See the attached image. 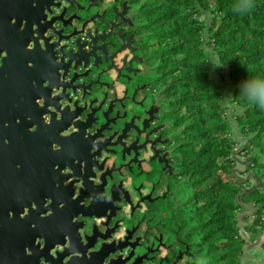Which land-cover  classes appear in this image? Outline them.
I'll use <instances>...</instances> for the list:
<instances>
[{
	"label": "water",
	"instance_id": "water-1",
	"mask_svg": "<svg viewBox=\"0 0 264 264\" xmlns=\"http://www.w3.org/2000/svg\"><path fill=\"white\" fill-rule=\"evenodd\" d=\"M87 1L90 6L96 3ZM75 7L86 8L80 0H0V102L8 108L9 121L7 126L2 124V129L11 141L18 133L41 135L45 127L47 148L51 149L56 142L59 148L53 152L60 156V165L54 169L59 176L58 196H48L46 207L37 177L41 170L15 169L31 177L32 196H24L19 203L21 212L28 208L24 216L16 212L10 219L7 212L4 217L0 214V264H110L104 258L116 241L105 243L112 238L108 221L119 208L116 202L122 198L117 195L120 187L115 184V167L105 166L104 162L118 152L116 147H122L124 157L131 153L133 143L127 145L122 139L130 131V123L125 120L126 113L111 118L113 101L108 109H103L108 93L97 108L93 107L96 98L88 105L77 104L72 109L63 103L70 101L72 94L92 95L93 86L102 84V73L119 71L115 57L124 54L126 46L123 34L114 31L116 21L93 17L76 25L75 21H82V17L77 13L70 15ZM122 61L127 63L128 54ZM95 71H99V78L90 80ZM38 101H43L41 107ZM97 112L100 116L95 115ZM45 113L50 117L47 123L43 122ZM122 125V135L114 140L116 128ZM70 126L74 131L60 136ZM23 142L9 152L10 156L23 149ZM50 158L53 157H48L50 166L46 170L53 174L54 160ZM85 199L89 200L87 206L82 204ZM242 205L244 210L237 219L240 233L248 241L244 226L253 218H244L252 216L255 207L249 203ZM67 210L70 212L65 214ZM42 212L49 213L41 216ZM104 217L106 221L100 224L105 229L98 234L96 222L84 221ZM79 228L86 229L82 241ZM97 238L104 242L98 250L89 251L88 257L86 252L95 248ZM127 240L129 236L121 243Z\"/></svg>",
	"mask_w": 264,
	"mask_h": 264
},
{
	"label": "trees",
	"instance_id": "trees-1",
	"mask_svg": "<svg viewBox=\"0 0 264 264\" xmlns=\"http://www.w3.org/2000/svg\"><path fill=\"white\" fill-rule=\"evenodd\" d=\"M234 3L146 0L139 12L151 32L147 55L158 62V82L174 108L170 115L179 131L175 139L181 140L180 170L190 176L191 233L202 231L206 264H245L247 240L237 219L243 203L255 207L244 219L253 218L244 231L256 232L255 236L264 231V110L239 95L247 77L264 79V0H254L255 8L243 15L232 11ZM209 51L224 62L217 68L221 79L213 74ZM226 90H232L229 104ZM231 115L247 139L242 151L251 153L248 170L256 185L248 190L252 180L234 169L238 142L232 135Z\"/></svg>",
	"mask_w": 264,
	"mask_h": 264
},
{
	"label": "flooded vegetation",
	"instance_id": "flooded-vegetation-1",
	"mask_svg": "<svg viewBox=\"0 0 264 264\" xmlns=\"http://www.w3.org/2000/svg\"><path fill=\"white\" fill-rule=\"evenodd\" d=\"M80 2L86 8L79 10L75 7L70 13V15L77 13L82 17V21H75L76 25L93 17L116 21L114 26H117L114 31L123 34V43L126 46L125 53L115 57V65H118L119 71L112 69L108 73H102L100 76L102 84L93 86L92 95L84 97L82 92L72 94L71 100L63 103V106L68 105L72 109L77 104L88 105L96 98L93 107L97 108L108 93L103 109H108L113 101L111 118L126 113L125 120L130 123V131H126L122 139L125 138L127 145L133 143L131 153H126L124 157L122 147H116L118 152L110 155L104 162L105 166L115 167L113 172L115 184L120 190L124 189L117 190V195L122 200L116 202L119 208L108 221L112 238L105 242L108 244L115 240L112 249L118 250L112 252L111 249L104 262L200 264L202 231L191 233L194 224L190 223L189 214L190 176H184L180 170L182 151L178 150V147L181 140L175 139L179 131L175 129L173 117L170 115L174 108L170 98L165 95V86L158 82L160 74L157 68L158 62L147 55L146 44L149 42L151 32L145 26L146 21L139 17L142 3L140 0H96L95 5L90 6V1L80 0ZM116 14L119 15L117 20H115ZM155 41V38H151L150 42ZM154 47L156 46L151 45L152 49ZM126 54L128 61L124 65L122 60ZM99 71H95L90 80L98 79ZM21 99L24 100V97ZM38 102L41 107L43 101ZM7 110L5 103L0 102V214L4 217L7 212V217L11 219L16 212L21 216L28 212V208L23 206L24 212H21L19 207L24 196H32L29 188L32 183L31 177H25L23 175L25 173L17 172L15 169L28 167L32 171L36 168L41 170L37 177L42 186L41 195L46 207L49 203L48 196L54 194L58 196L59 176L54 169H58L60 165V156H55L53 152L59 148L56 142L52 143L51 149L47 148L45 127L42 128V136L18 133L14 134L10 141L6 136L7 133L2 129L4 122L6 126L9 124V121H6ZM95 115L100 116V112ZM49 118V115L43 114L44 123H47ZM17 121L19 122L20 119L18 118ZM118 122L121 123L119 119ZM71 126L60 133V136L72 133L74 129ZM122 128L123 125L116 128L118 134L114 140L122 135ZM22 142L23 149L17 155L10 156L9 152ZM3 144L6 147L2 148ZM48 157H53L50 159L54 160L53 174L46 170L50 166ZM103 158H100V163ZM68 171L69 169L64 170L65 173ZM124 191H127V194ZM82 204L87 206L89 200L85 199ZM69 212L67 210L65 214ZM48 213L42 212L41 216H46ZM90 220L91 223L96 222L97 234L100 229H105L100 224L106 221L105 217L84 219L85 223ZM10 228L13 230L12 227ZM85 231V228H79L81 241L84 239L82 233ZM127 236L129 240L122 244ZM97 239L95 248L86 252L87 256L89 251L98 250L104 242Z\"/></svg>",
	"mask_w": 264,
	"mask_h": 264
},
{
	"label": "clouds",
	"instance_id": "clouds-1",
	"mask_svg": "<svg viewBox=\"0 0 264 264\" xmlns=\"http://www.w3.org/2000/svg\"><path fill=\"white\" fill-rule=\"evenodd\" d=\"M255 8L254 0H235L232 5L234 13L243 15L251 12ZM213 68L224 67V62L219 59H213L209 62ZM249 72V69H247ZM249 103L264 110V79L253 77L245 79L240 85V94ZM200 264H206L205 261H200Z\"/></svg>",
	"mask_w": 264,
	"mask_h": 264
},
{
	"label": "rangeland",
	"instance_id": "rangeland-1",
	"mask_svg": "<svg viewBox=\"0 0 264 264\" xmlns=\"http://www.w3.org/2000/svg\"><path fill=\"white\" fill-rule=\"evenodd\" d=\"M141 1V3H142V6H143V4H144V2L146 1V0H140ZM203 18L205 19V16H203ZM206 20H209L208 18H206ZM209 50V49H208ZM209 55L211 56V57H213V59H214V55L211 53V51H209ZM213 74L216 76V77H218V79H221L222 77H223V75L221 74V72L219 71V70H217V68H214L213 69ZM230 85V84H229ZM232 85V84H231ZM230 89V88H229ZM225 96H226V98H225V102H226V104H229L230 103V99H231V96H232V90L230 91V90H226L225 91ZM230 111H234V107L233 106H230ZM230 120H231V122H232V124H233V128H232V135H233V137H234V139H236V141L238 142V144L236 145V147L234 148V158H235V155L238 157V158H240L241 159V161L242 160H246V159H248L247 161V164H246V166L245 165H239V167H238V169H237V166H236V163H235V167H234V169H235V172L240 176V177H245V179H249V181H251L252 180V184H251V186L249 187V188H247V190L248 189H250V188H252V187H254L255 185H256V180H255V176H254V173H253V171H249L248 170V165H249V159H250V157H251V153H249V154H247V152L245 151V152H243L242 151V148H243V146L246 144V141H247V139L245 138V136L242 134V133H240V131H239V128H238V125H237V122L235 121V119L233 118V115H231L230 116ZM238 129V130H237ZM241 164V163H240ZM243 171V173H244V175H240L239 173L240 172H242ZM242 210H238V213L239 212H241ZM248 216H250L251 217V215H247V217ZM247 217H245V218H247ZM256 232H253V231H249V234L250 235H254ZM259 233H261V232H259ZM256 249V248H255ZM261 252V254H263V260L261 261V262H255V261H251V260H249L246 264H264V246H262L261 248L259 247V248H257V250H255V251H253V254H257V253H260ZM244 261H245V259H244Z\"/></svg>",
	"mask_w": 264,
	"mask_h": 264
},
{
	"label": "crops",
	"instance_id": "crops-1",
	"mask_svg": "<svg viewBox=\"0 0 264 264\" xmlns=\"http://www.w3.org/2000/svg\"><path fill=\"white\" fill-rule=\"evenodd\" d=\"M235 158H236V166H237V169L239 167V165H245L247 164V160L248 159H244L241 161L240 158H238L236 155H235ZM241 163V164H240ZM248 167V166H247ZM241 176L244 175L243 171L239 173ZM245 179V177H242ZM252 183V182H251ZM246 219V218H244ZM247 234H248V238H249V241L246 242L245 244V254H244V259H245V264L251 260V261H255V262H261L263 260V254L260 253H257V254H253V251L257 250V248H261L262 246H264V236H262V234H264V231H262L261 233H258V235L255 236L254 235H250L249 234V231H247ZM256 248V249H255Z\"/></svg>",
	"mask_w": 264,
	"mask_h": 264
},
{
	"label": "built area",
	"instance_id": "built-area-1",
	"mask_svg": "<svg viewBox=\"0 0 264 264\" xmlns=\"http://www.w3.org/2000/svg\"><path fill=\"white\" fill-rule=\"evenodd\" d=\"M262 220L264 221V215H262Z\"/></svg>",
	"mask_w": 264,
	"mask_h": 264
}]
</instances>
